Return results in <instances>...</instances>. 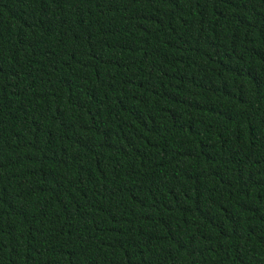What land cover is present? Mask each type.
<instances>
[{
    "label": "trees",
    "instance_id": "16d2710c",
    "mask_svg": "<svg viewBox=\"0 0 264 264\" xmlns=\"http://www.w3.org/2000/svg\"><path fill=\"white\" fill-rule=\"evenodd\" d=\"M0 264H264V0H0Z\"/></svg>",
    "mask_w": 264,
    "mask_h": 264
}]
</instances>
